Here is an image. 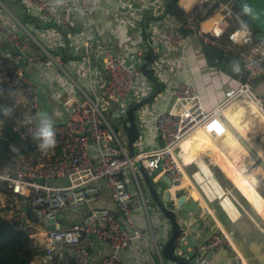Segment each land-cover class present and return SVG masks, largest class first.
Wrapping results in <instances>:
<instances>
[{"label": "crops", "instance_id": "1", "mask_svg": "<svg viewBox=\"0 0 264 264\" xmlns=\"http://www.w3.org/2000/svg\"><path fill=\"white\" fill-rule=\"evenodd\" d=\"M232 1L211 0L210 4H215L218 8L211 18L201 23V29L209 31L215 22L222 20L225 6L233 9ZM169 3L170 0H106L99 4L95 13L89 17L83 18L80 14L70 12L69 31L62 33L34 9L23 5L21 0H0V23L9 25L24 37L25 32L19 26L23 20L24 28L36 38L38 43L28 44L20 51L22 57L20 66L38 88L40 110L52 115L55 125L69 118V109L64 105L67 95L79 100L83 93L96 99L100 106L102 103L105 110L112 114L116 126L121 124V121L114 117L115 105L111 107L101 97L107 82L106 74L101 67L103 48L111 49L126 61L136 56L139 49L144 51L145 56L150 53L151 62L148 63L147 69L160 84L162 93L152 104L137 113L141 129V136L134 149V154L137 155L161 145L155 118L172 106V91L180 82L186 81L194 86L204 108L212 111L224 102L227 90L238 87L246 79L240 62V73L232 71V62L239 61L236 55L222 54L205 47L197 40L196 35L186 36L182 47L176 49L167 47L165 35L183 24L184 22H181L187 19L202 0H180L179 8L184 12L181 20L172 17L168 12ZM59 10L68 11L63 6H60ZM234 12L237 13L235 10ZM228 21L231 29L241 27L236 18H228ZM244 23L249 25L245 19ZM91 25L94 26V34L91 33L92 39L89 40L88 47L85 44V37ZM224 38L225 41L228 40L227 37ZM239 49L247 51L249 47L241 46ZM16 52L18 51L9 41L0 37V57L13 56ZM47 54L62 57V68L46 57ZM35 57H42V62L31 64L29 60ZM143 62L144 65L147 60L144 59ZM146 80L149 82L147 78ZM255 91L264 94V79L258 80ZM155 92L156 88L153 85L152 94ZM5 99L11 101L7 94ZM245 104L247 103L228 107L225 111V118L231 130L241 139L231 137L229 151H222L203 131L195 133L177 150L182 164L197 184L198 189L195 192L189 194L172 192L167 177L160 175L155 180L149 179L145 175L143 164L136 165V171L139 172L137 177L130 172L124 174L123 178L133 196V220L137 227L148 234L152 232L156 238L155 244L151 240L146 243L136 241L133 249L127 253L128 261L134 264H195L194 259L189 258L181 250L180 239L192 232L203 245L216 232V227L207 218L205 205L222 223L247 263L264 264V198L246 181L244 177L246 165L243 164L242 158L244 155L252 154L246 150L248 147L263 161L264 155L262 152L258 153V149L261 150L258 145L251 146L249 138L246 139L247 132L244 136L238 130L240 128L245 130L240 121L242 112H246ZM250 106L252 114L260 117L254 107ZM261 115L264 117V113ZM117 131L119 132L118 127ZM123 133L125 136L123 142L127 147L128 137L124 131ZM211 152H216L217 160H210ZM106 153L107 151L103 152L94 147L89 150L93 159H98ZM237 165L240 167L237 168ZM93 186L101 193L100 201L95 202L94 206L117 212L123 226L127 228L126 221L119 213L106 183L96 181ZM221 189H226L232 195L222 197L219 195L222 198L219 201L220 197L216 199L215 195L219 194ZM168 191L170 204L166 202ZM183 194L188 195V202L182 209L170 207L176 206ZM8 196L6 192L0 195V200L5 201L2 209H10ZM229 196H233L236 201L233 202ZM85 215L84 210H77L62 214L59 220L68 226L79 222ZM8 217H12L10 210ZM28 226L37 230V243L42 250L47 240L48 227L33 223ZM189 251L192 253V250ZM60 252L64 251L57 250L55 256L58 259L57 263L72 264L70 258L58 257ZM111 252L110 246L100 243L93 253V259L109 255ZM211 254V258L205 257L209 264H230L233 257V253L225 248ZM148 255H151V258H142ZM39 258L42 259V255L35 261ZM54 259L48 264H53Z\"/></svg>", "mask_w": 264, "mask_h": 264}, {"label": "built area", "instance_id": "2", "mask_svg": "<svg viewBox=\"0 0 264 264\" xmlns=\"http://www.w3.org/2000/svg\"><path fill=\"white\" fill-rule=\"evenodd\" d=\"M106 0H21L29 9H34L43 19L58 27L62 33L69 31L70 12L80 14L83 18L93 15L99 4ZM211 0H202L187 17L183 24L165 35V44L169 48H179L185 43L186 36L181 29L194 31L198 41L205 47L222 54L236 55L246 74L245 81L238 87L230 88L225 93L224 102L212 111L204 108L197 90L189 82H180L172 91L173 104L155 118L156 130L161 145L149 151L130 156L128 146L123 142L117 126L103 113L100 103L83 93L79 100L67 95L64 105L69 109V118L55 125L56 146L42 152L33 140L35 124L22 123L26 115L35 116L40 112L39 91L34 82L21 68L20 51L28 44L38 43L36 38L22 24L25 32L22 37L5 23H0V37L9 41L16 54L0 57V82L5 93L15 106L16 130L22 138L30 139L36 144L37 151L18 158L10 167H0V195L9 192L10 213L24 217L28 211L45 227L54 226L47 232V240L41 250L43 264L53 261L57 250L58 257L70 258L75 264H124L119 252L128 253L136 241L156 243L155 235L136 226L132 217L133 196L123 176L126 172L136 177L137 164H143L145 175L155 180L164 175L171 182V191L186 193L195 192L196 182L189 175L175 150L189 137L203 131L217 143L222 151H229L231 137L240 139L231 130L225 118L228 107L247 103L261 115L264 113V94H258L255 87L259 79H264V41H256L255 34L244 19L234 10L225 6L224 18L215 22L209 31L201 29L200 17L205 5ZM63 6L68 11L63 12ZM228 18H236L241 27L230 31ZM242 25H246V30ZM85 37L86 46L94 34L93 25ZM227 37V41L225 38ZM224 38V39H223ZM247 46L243 51L239 47ZM126 59L118 57L111 49L103 48L102 71L107 82L101 97L109 105H116L114 117L127 120L128 110L143 101L153 92V84L147 81L141 67L146 59L144 51ZM46 55V54H45ZM60 68L62 57L47 54ZM30 63H41L42 57L31 58ZM262 116V115H261ZM241 140V139H240ZM91 147L107 151L98 159H93ZM242 156L246 165L245 179L264 198V164L257 153ZM115 153V154H114ZM257 155V156H256ZM240 165H237L239 168ZM96 181H103L115 201L119 213L124 217L127 228L120 221L118 213L104 207L94 206L99 202L101 193L93 186ZM210 223L216 232L198 248L194 258L195 264H209L203 255L227 249L233 253L230 264H248L240 255L230 235L204 205ZM84 210L86 215L79 222L66 226L59 217L67 212ZM25 213V214H24ZM21 228H24L21 225ZM100 243L111 247L109 255L93 259V253ZM151 255L142 256L143 259Z\"/></svg>", "mask_w": 264, "mask_h": 264}, {"label": "trees", "instance_id": "3", "mask_svg": "<svg viewBox=\"0 0 264 264\" xmlns=\"http://www.w3.org/2000/svg\"><path fill=\"white\" fill-rule=\"evenodd\" d=\"M179 1L170 0L168 12L172 17L181 20L184 17V12L179 8ZM217 8V5L212 3L205 5L200 23L211 18ZM233 9L246 20L256 36L257 30L252 23L235 5H233ZM22 24L24 25L23 20ZM234 29L235 27L231 31ZM5 94L3 86H0V105L14 106L12 101L5 99ZM12 145L19 147V154L11 151L10 146ZM36 151V144L30 139L22 138L16 130L15 115L5 117L0 114V167H10L16 163L18 158L32 155ZM5 192L9 195L8 191ZM9 210L8 208H0V264H32L36 257L43 255V253L34 245L33 240L25 232V229L21 228V225L25 227L31 223H39L31 211L27 212L25 218L20 217V215L9 218ZM57 262L58 259L55 258L53 264H60ZM71 263L75 264L73 261Z\"/></svg>", "mask_w": 264, "mask_h": 264}, {"label": "water", "instance_id": "4", "mask_svg": "<svg viewBox=\"0 0 264 264\" xmlns=\"http://www.w3.org/2000/svg\"><path fill=\"white\" fill-rule=\"evenodd\" d=\"M233 5H235L244 16L252 23V25L256 28L257 34L255 36L256 41L263 42L264 41V0H233ZM185 36H191L194 34L192 30H184L181 29ZM147 63L144 64L141 68L144 76L151 81V83L155 86L156 92L144 99L143 101L133 105L128 110L127 120L122 121L120 126H122L123 131L127 134L128 137V151L130 156H134L135 145L138 142L141 136V129L138 124L137 113L139 110L144 109L148 105L152 104V102L162 93V88L160 84L155 80L154 77L150 75L148 72L147 66L148 63L151 62V54L149 53L146 56ZM116 107V105H115ZM257 156V155H256ZM260 158L259 156H257ZM170 181V180H169ZM171 186V182H169ZM166 202L170 204V191L166 193ZM188 202V195L183 194L177 201V205H171L173 209H182V207ZM48 231L54 230V226H50L47 229ZM181 250L187 254L189 258H195L198 248L202 246L198 242L196 236H193L192 232L187 233L180 239ZM184 244V245H183ZM192 250V253L189 251ZM205 257L211 258V253H204ZM119 257L121 258L124 264H134L131 261H128L127 253L124 251L119 252Z\"/></svg>", "mask_w": 264, "mask_h": 264}, {"label": "clouds", "instance_id": "5", "mask_svg": "<svg viewBox=\"0 0 264 264\" xmlns=\"http://www.w3.org/2000/svg\"><path fill=\"white\" fill-rule=\"evenodd\" d=\"M246 30V25H242ZM234 73H240L241 67L239 61H233L231 64ZM15 112V106L0 105V114L5 117H11ZM25 124H35L32 138L37 142V147L42 152H47L56 146L55 119L48 112L40 111L32 115H26L22 121ZM11 151L19 154L20 149L16 145L10 146ZM28 226V225H27Z\"/></svg>", "mask_w": 264, "mask_h": 264}, {"label": "rangeland", "instance_id": "6", "mask_svg": "<svg viewBox=\"0 0 264 264\" xmlns=\"http://www.w3.org/2000/svg\"><path fill=\"white\" fill-rule=\"evenodd\" d=\"M244 106H245L244 108H245L246 112H242L243 114H242V116L240 118V121H241V124L245 126V130L242 129V128H240L238 130L244 136H246L245 132H247L248 135H247L246 139L249 138V140L251 141V146L255 147L254 146L255 144L258 145L261 148V150L258 149V153L262 152L263 155H264V119H263V117L261 115H259L260 117H258V115L256 116L255 114H252V111L249 108L250 105L245 104ZM100 107H101L103 113L107 116V118H109L110 121H113L112 114L105 110V108H104L102 103H101ZM117 127L119 128V132L123 136V141H124V137L125 136H124V133H123V129H121L120 124H118ZM246 150H248V149H246ZM244 190L247 191L245 188H244ZM230 194L231 193H229L226 189H221L220 193L219 194L217 193L215 195V198L217 199V197H220V196L222 197L223 195H230ZM221 197L218 199L219 201L222 200ZM229 197L233 200V202L236 201L233 196L232 197L229 196ZM4 205H5V201L0 200V207L2 208ZM28 227L29 226L26 225L22 229H25V232L27 234H29V236L33 240L34 245L37 246V248L39 250H41L40 247L38 246V243H37V237H36V235L38 234L37 230L34 229V228H28ZM40 259L41 258H39L37 261L34 260L35 262H33V264H43L42 259L41 260Z\"/></svg>", "mask_w": 264, "mask_h": 264}, {"label": "bare ground", "instance_id": "7", "mask_svg": "<svg viewBox=\"0 0 264 264\" xmlns=\"http://www.w3.org/2000/svg\"><path fill=\"white\" fill-rule=\"evenodd\" d=\"M263 119H264V117H263ZM199 132V131H198ZM192 137V136H191ZM191 137H189L186 141H188ZM186 141H184L181 145H183ZM180 145V146H181ZM179 146V147H180ZM179 147L175 150V152H176V155H177V150L179 149ZM210 160H217L218 159V155L216 154V152H211L210 153Z\"/></svg>", "mask_w": 264, "mask_h": 264}]
</instances>
